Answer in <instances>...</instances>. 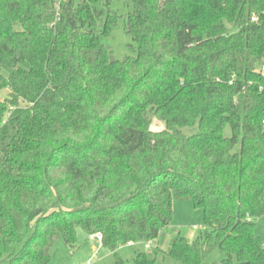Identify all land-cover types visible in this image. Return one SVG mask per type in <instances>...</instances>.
<instances>
[{
    "label": "trees",
    "instance_id": "trees-1",
    "mask_svg": "<svg viewBox=\"0 0 264 264\" xmlns=\"http://www.w3.org/2000/svg\"><path fill=\"white\" fill-rule=\"evenodd\" d=\"M129 1L0 0V264H49L78 226L115 264L167 230L133 264H264V0ZM174 198L203 210L191 242Z\"/></svg>",
    "mask_w": 264,
    "mask_h": 264
},
{
    "label": "rangeland",
    "instance_id": "rangeland-1",
    "mask_svg": "<svg viewBox=\"0 0 264 264\" xmlns=\"http://www.w3.org/2000/svg\"><path fill=\"white\" fill-rule=\"evenodd\" d=\"M129 0H113V9L121 15H125L132 9L133 5ZM104 44L110 46L114 51L115 58L121 60L125 57L136 56V46L133 45L131 37L126 33L125 20L120 18L113 27L110 35L103 36ZM162 122L155 119L153 129L162 128ZM195 129V128H194ZM196 130V129H195ZM186 133L194 132L193 129L186 128ZM230 134V131L227 132ZM174 217L171 228L180 231L190 242L195 240L199 232L204 227L203 210L196 207L191 200L173 201ZM197 227V228H194ZM77 242L74 247L66 246L62 240L57 242L53 250V258L49 264H115V255L102 245L96 237L92 239L80 226L76 229ZM256 235L264 243V216L259 218L255 228ZM174 233L171 230L165 231L160 240L151 244V248H146L144 244L125 245L119 249V256L128 264H133L138 251L152 252L156 247L166 250ZM224 255L220 250H215L202 264H221ZM157 264H183L172 258L159 254Z\"/></svg>",
    "mask_w": 264,
    "mask_h": 264
},
{
    "label": "built area",
    "instance_id": "built-area-1",
    "mask_svg": "<svg viewBox=\"0 0 264 264\" xmlns=\"http://www.w3.org/2000/svg\"><path fill=\"white\" fill-rule=\"evenodd\" d=\"M194 228H197V227H194ZM92 239H94V237H96L99 241H102V235L101 234H96L94 236H91ZM151 244H147L146 245V248H150Z\"/></svg>",
    "mask_w": 264,
    "mask_h": 264
},
{
    "label": "crops",
    "instance_id": "crops-1",
    "mask_svg": "<svg viewBox=\"0 0 264 264\" xmlns=\"http://www.w3.org/2000/svg\"><path fill=\"white\" fill-rule=\"evenodd\" d=\"M151 248V247H150Z\"/></svg>",
    "mask_w": 264,
    "mask_h": 264
}]
</instances>
